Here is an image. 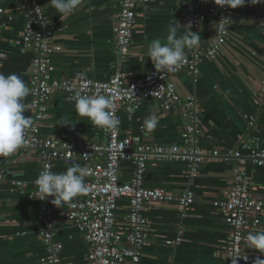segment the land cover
Wrapping results in <instances>:
<instances>
[{
  "label": "crops",
  "instance_id": "0c3cea01",
  "mask_svg": "<svg viewBox=\"0 0 264 264\" xmlns=\"http://www.w3.org/2000/svg\"><path fill=\"white\" fill-rule=\"evenodd\" d=\"M20 0H0L5 9L0 26V50L6 57L0 60V72L16 73L29 86L31 51H20L23 16L18 11ZM184 0H149L137 3L134 9V28L131 52L118 65L113 49L115 17L118 0H82L71 15L57 13L49 0H41L45 14L57 22L54 40L59 48L50 54L52 75L55 77H83L106 79L115 71L135 77L151 69L147 46L153 39L165 40L167 29L177 21V35L186 32L179 16ZM213 25L202 21L196 32L205 44L212 37ZM264 67V0H244L233 8L229 38L215 58L203 57L198 63V77L192 81L186 69L175 74L180 96L193 94L201 108L200 142L205 148L237 149L242 154L253 148H264V95L258 104L253 94L260 84ZM25 116L30 117V95L25 98ZM182 101L163 110L153 99H142L132 118L129 112L121 113L120 134L138 136L142 141L181 143L180 128L186 118ZM48 117L40 123L42 135L78 143L101 142L103 129L79 117L72 99L60 93L50 96ZM149 115L158 118V125L148 138L142 134L143 120ZM254 116L255 127H248V116ZM67 123V124H63ZM84 167L86 162L77 159L72 163L56 160L53 172H64L73 164ZM3 182L0 184V264H40L45 248L38 233V201L30 197L38 175L37 152L18 149L7 157H0ZM231 160H211L200 165L191 182L187 180V164L181 160H149L144 185L159 187L174 193L189 188L194 202L187 215L180 216L175 200L146 205L145 225L147 239L140 247L138 264H224V246L229 229L221 210L212 201L224 197L231 177ZM255 195H264V166L251 161L245 165ZM131 164L120 163L119 177L128 180ZM16 181L23 186L14 185ZM80 198L77 196L72 203ZM51 200V197H50ZM52 205V204H51ZM53 206V205H52ZM69 204L55 206L53 239L61 245L62 264H86L87 248L75 222L64 213ZM127 199L116 203V220L123 224L127 215ZM255 229L264 231V215ZM180 233V240L169 245ZM254 264L264 260V254L247 248Z\"/></svg>",
  "mask_w": 264,
  "mask_h": 264
},
{
  "label": "built area",
  "instance_id": "2783aa9c",
  "mask_svg": "<svg viewBox=\"0 0 264 264\" xmlns=\"http://www.w3.org/2000/svg\"><path fill=\"white\" fill-rule=\"evenodd\" d=\"M149 0H118L115 17L113 49L118 65L131 52L134 28V9L137 3ZM231 0H184L179 16L188 29L196 33L202 21L213 25L212 37L205 43L186 49V69L194 82L198 77V63L203 57L215 58L220 47L230 34L233 8ZM18 11L23 16L20 51H31L29 65L30 117L33 124L26 132L25 143L19 148L37 152L38 174L56 160L72 163L82 159L84 167L90 170L85 176L87 193L79 195L65 210L79 229L86 244V264H138L140 247L147 239L145 225L146 205L155 202L175 200L180 216L187 215L188 207L194 202V195L187 187L174 193L159 187L144 185V174L150 159L181 160L187 164V180L190 183L200 165L211 160H231V177L224 197L212 201L214 207L222 211L228 225L229 234L225 241L224 264L238 257V264H248L253 258L243 239L248 230L260 225L264 215V195H255L249 177L245 172L248 161L264 166V148H253L242 154L237 149L205 148L200 142L201 108L193 94L181 97L174 79L176 72H156L153 65L135 77H127L115 71L106 79L88 77H55L52 75L50 54L59 48L54 40L57 22L49 18L41 0H20ZM5 9L0 5V26ZM6 53L0 50V60ZM181 70V69H180ZM77 91L87 94L110 96L115 105L117 128L104 130L101 142L78 143L45 136L39 132L40 123L48 117L50 96L60 93L72 99ZM133 91V92H132ZM264 95V67L260 84L253 94L258 104ZM142 99H153L163 110H168L182 101V113L186 118L180 128L181 143L162 144L153 140L142 141L138 136L120 134L121 113L139 106ZM248 127H255L254 116L249 115ZM148 138L151 131L142 129ZM128 160L131 176L128 180L119 177L120 163ZM4 170L0 167V184ZM38 176V175H37ZM14 185L23 186L16 181ZM30 197L38 201V233L45 248L40 264H62L61 245L53 239L55 209L50 197L40 200L34 184ZM37 198H36V197ZM120 198L127 199V215L123 224L116 220V203ZM180 233L174 240H166L172 245L180 240Z\"/></svg>",
  "mask_w": 264,
  "mask_h": 264
},
{
  "label": "clouds",
  "instance_id": "9594fccd",
  "mask_svg": "<svg viewBox=\"0 0 264 264\" xmlns=\"http://www.w3.org/2000/svg\"><path fill=\"white\" fill-rule=\"evenodd\" d=\"M257 2L259 0H256ZM81 3L82 0H49L48 4L54 7L58 14L67 17L77 10ZM243 4L244 0H231L229 7L236 8ZM180 29L175 21L168 27L164 41L156 38L147 46V56L156 72H176L182 69L187 63L186 49L199 46L201 37L198 32L194 33L188 29L178 36ZM77 75L83 77L84 73ZM30 92L31 89L20 75H5L0 72V157L12 155L25 143L26 132L33 124L32 118L24 115L27 107L24 100ZM72 100L78 116L90 121L93 126L104 130L117 128L115 105L110 96L77 91ZM128 111L131 119L135 108ZM158 122L155 115H149L143 120V127L153 131ZM89 172L88 168L78 163L59 173L53 172L50 165L46 166L34 180L39 193L38 199L51 197L50 203L56 208L63 204L71 205L75 197L87 193L85 176ZM243 239L248 248L264 254V231L249 232ZM237 258H231L230 264H238ZM254 264H264V260H256Z\"/></svg>",
  "mask_w": 264,
  "mask_h": 264
}]
</instances>
